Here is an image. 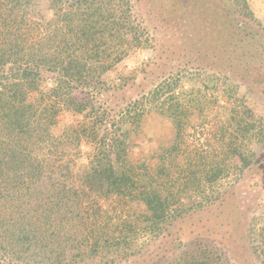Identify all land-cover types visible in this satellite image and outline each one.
<instances>
[{"label":"trees","instance_id":"trees-1","mask_svg":"<svg viewBox=\"0 0 264 264\" xmlns=\"http://www.w3.org/2000/svg\"><path fill=\"white\" fill-rule=\"evenodd\" d=\"M188 1L187 11L205 20L183 21L177 8L160 14L191 27L193 40L206 37L211 61L194 68L180 62L130 95L136 70L109 76L146 47L135 1L0 0V263H55L29 252L27 218L9 210L23 200L34 212L48 194L66 239L56 264H162L154 247L168 242L178 222L264 167V75L243 72L239 62L249 65V58L224 46L225 30L242 34L238 19L256 21L255 13L246 0ZM152 114L171 123L168 142L154 145L145 133ZM210 115L220 121L217 146L208 138L192 145L190 138L208 131ZM253 219L247 233L264 262V218ZM188 241L175 242L179 256L171 264H235L204 237Z\"/></svg>","mask_w":264,"mask_h":264},{"label":"rangeland","instance_id":"rangeland-1","mask_svg":"<svg viewBox=\"0 0 264 264\" xmlns=\"http://www.w3.org/2000/svg\"><path fill=\"white\" fill-rule=\"evenodd\" d=\"M132 1L136 2V9L143 16L141 26L144 28V36L143 39L141 36L136 39H139L137 42H140L141 39L146 42V47L132 51L131 55H129V57L109 76V79L115 80L120 78L121 75L128 76L136 70L133 74L135 82L133 88L130 89V95L140 94L144 88L147 90L152 86V80H155L162 72L168 74L172 70L171 66L175 67L180 62H185L184 65L194 68L193 66L198 65L199 62L208 63L211 61L212 50H208L210 45L207 46L206 37L203 40H200V38H195L193 40L190 32H192L193 35L194 32L191 27H184V24L178 17L163 18L160 14L161 7H168L170 9L177 8L180 18L184 19L183 21L187 20L188 22L197 24L194 20L197 16L193 13H189L185 6L191 3L190 1ZM235 1L236 0H231L230 2L234 3ZM246 1L253 9L256 21H248L239 18L238 20L241 22L240 26L243 25L245 31H243L242 34L236 31L235 35L232 33L231 36V31L225 30L229 39H224L226 40L224 46L227 48V51L234 53L237 59L243 57V53L249 58V65L244 66L243 60L239 62V64L242 65L239 69L243 72L248 73V71H252L254 74L262 73L264 75V0ZM174 3H177L178 7H176ZM197 19L205 20L202 16ZM186 25L193 24L187 23ZM224 25L227 26L228 23H224ZM201 30L208 32L206 29ZM218 33L219 30L210 28L211 35H217ZM241 38L243 40L245 39L244 42L241 41ZM213 42L214 44H220L224 49L221 44L223 42L222 39L213 37ZM218 50L219 45L216 48V53ZM152 60H154L155 65L148 66L147 62ZM210 65L221 66L216 60H212ZM243 68L246 70L244 71ZM119 95L123 96V93H119ZM67 119V116L63 118L64 121H67ZM219 122L220 121L216 117L210 115L206 122L208 131L205 133V136L197 134V138H190L191 142H193L192 145H198V140L208 138L213 146H217L213 135L217 131ZM171 128V123L168 120L156 114L148 116L143 127L148 138H151L154 145L160 141L166 143L171 140ZM57 194L60 193L58 191L55 193L56 198ZM39 203L38 201V204H33V207L36 208L34 212H31L32 210L23 203V200L9 205V210H16L18 211L15 212L16 216H25L27 218L25 224L32 230L31 232L34 236L33 249L29 252H31L35 258L37 257V259L43 258L41 261L48 259L52 262L55 261L54 264H56L60 252L58 248L64 246L66 241L65 236L61 234L64 222L59 219L57 213L52 211L48 194L46 202L40 203V205ZM259 215L264 218V167H254L246 171L241 180L235 185H232V187L227 190L224 199L219 201L216 205L201 207V209L189 213L184 220L178 222L177 226L173 228V235L168 238V242L163 243L161 241L154 247L155 254H164L162 264H171L172 261L176 260L179 256V251L173 250L175 242H177L179 238L184 242L204 237V239L208 240L206 242H214L215 247L223 248L228 256L233 257L235 264H264L254 252L250 244V236L247 233L251 224L256 220L253 218ZM75 223L77 232L81 235L85 234L83 225L79 222ZM44 234H46L47 240H44ZM52 234L54 235L51 236ZM57 234H59L58 237H56ZM39 244L43 246L40 248V251L38 250ZM51 249H53V251H51ZM165 249L170 250L162 252ZM56 250L57 252H55ZM122 251L124 257H130V250ZM159 259H161V257ZM136 260V258L130 259L121 264H139ZM146 263L149 264V261Z\"/></svg>","mask_w":264,"mask_h":264}]
</instances>
